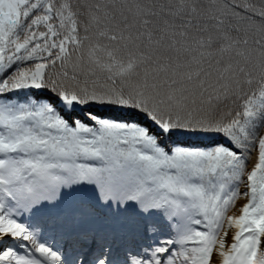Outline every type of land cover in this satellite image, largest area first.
Segmentation results:
<instances>
[{"label": "snow or ice", "instance_id": "obj_1", "mask_svg": "<svg viewBox=\"0 0 264 264\" xmlns=\"http://www.w3.org/2000/svg\"><path fill=\"white\" fill-rule=\"evenodd\" d=\"M0 264H264V0H0Z\"/></svg>", "mask_w": 264, "mask_h": 264}, {"label": "bare ground", "instance_id": "obj_2", "mask_svg": "<svg viewBox=\"0 0 264 264\" xmlns=\"http://www.w3.org/2000/svg\"><path fill=\"white\" fill-rule=\"evenodd\" d=\"M244 203H246V200H244V199L238 200L235 208L232 209V212H236L238 214L237 209H239ZM230 240H231V237L229 236V242H230Z\"/></svg>", "mask_w": 264, "mask_h": 264}, {"label": "rangeland", "instance_id": "obj_3", "mask_svg": "<svg viewBox=\"0 0 264 264\" xmlns=\"http://www.w3.org/2000/svg\"><path fill=\"white\" fill-rule=\"evenodd\" d=\"M245 189L243 188V186L241 187V191H244Z\"/></svg>", "mask_w": 264, "mask_h": 264}, {"label": "trees", "instance_id": "obj_4", "mask_svg": "<svg viewBox=\"0 0 264 264\" xmlns=\"http://www.w3.org/2000/svg\"><path fill=\"white\" fill-rule=\"evenodd\" d=\"M205 143H207V142H205ZM22 219H25V222H27V221H26V218H22Z\"/></svg>", "mask_w": 264, "mask_h": 264}]
</instances>
